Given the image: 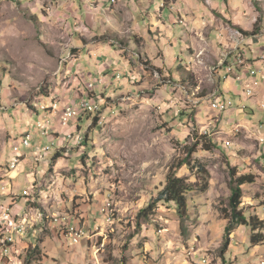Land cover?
I'll return each mask as SVG.
<instances>
[{"label": "clouds", "instance_id": "1", "mask_svg": "<svg viewBox=\"0 0 264 264\" xmlns=\"http://www.w3.org/2000/svg\"><path fill=\"white\" fill-rule=\"evenodd\" d=\"M264 264V0H0V264Z\"/></svg>", "mask_w": 264, "mask_h": 264}, {"label": "rangeland", "instance_id": "2", "mask_svg": "<svg viewBox=\"0 0 264 264\" xmlns=\"http://www.w3.org/2000/svg\"><path fill=\"white\" fill-rule=\"evenodd\" d=\"M225 264H227V262H225Z\"/></svg>", "mask_w": 264, "mask_h": 264}]
</instances>
